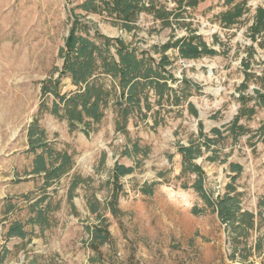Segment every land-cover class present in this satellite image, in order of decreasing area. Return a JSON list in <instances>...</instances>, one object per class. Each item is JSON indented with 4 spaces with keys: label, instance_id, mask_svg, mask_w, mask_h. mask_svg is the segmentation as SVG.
<instances>
[{
    "label": "rangeland",
    "instance_id": "rangeland-1",
    "mask_svg": "<svg viewBox=\"0 0 264 264\" xmlns=\"http://www.w3.org/2000/svg\"><path fill=\"white\" fill-rule=\"evenodd\" d=\"M82 1L0 0V257L4 247L9 249L0 264H23L34 258L35 264H243L228 259L231 252L228 230L217 214L192 213V207H202L203 201L193 189L181 187L194 176L175 178L182 159L177 144L188 145L190 139L198 137L199 121L203 122L204 132L212 137L213 128L228 134L226 126L239 108L237 88L244 79L241 60L252 44L247 28L252 24L256 8L264 7V0H250V12L231 28H224L216 20V15L228 8L225 0L203 1L188 22L210 44L217 35L221 45L215 48L222 54L184 60L174 50L168 52L174 59L172 71L176 77L186 75L199 87L193 88L189 96L198 109L197 118L184 103L168 108L169 112L162 110L155 126L152 117L140 120L133 116L128 132L121 133L115 130V114L110 108L101 122L92 125L89 135L82 129L70 131L66 120L50 113L55 97L43 96L41 90L42 81L58 77L63 64L60 49L69 33L72 14L84 13L76 7ZM83 21H90L104 35L120 37L141 50L165 43L171 34L177 37L187 34L183 27L175 31L163 28L148 14L140 15L132 32L121 29L105 13H90ZM254 45L257 53L251 59L252 72L264 75V52ZM75 89L69 78H62L61 93ZM254 89L264 93V87L253 78L247 93L254 95ZM42 103L44 110L40 111ZM36 118L46 130L50 144L73 155L74 168L48 189L53 208L59 203V208L51 212V227L27 225L31 236L6 240L10 222L26 221L29 216L25 197L31 195L33 202L41 194L42 177L26 175L34 157L27 152L28 128ZM241 123L251 129L250 134L236 142L227 137L213 146L219 150L218 160H206L212 155L206 152L196 162L204 168L206 188L214 197L223 194L230 182L229 164H242L243 172L236 180L242 192V206L255 213L261 209L264 213V206L258 207L264 200V131L258 130L264 125V106L257 107V113ZM134 143L141 151L147 149L148 154H135ZM126 147L131 150V157L122 154ZM116 162L134 166L135 171L119 181L121 191L114 214L109 204ZM159 172L165 173L163 179L158 177ZM76 174L85 181L76 189L72 206L67 193ZM153 181H162L156 185L154 195L142 194L140 187ZM97 199L99 215L105 219L111 241L95 251L89 245V229L99 224L100 216L91 213L88 207ZM9 202L16 207L6 215L5 206ZM260 231H264V224ZM259 232L252 231L250 242ZM262 260L253 259L252 264H262Z\"/></svg>",
    "mask_w": 264,
    "mask_h": 264
},
{
    "label": "trees",
    "instance_id": "trees-1",
    "mask_svg": "<svg viewBox=\"0 0 264 264\" xmlns=\"http://www.w3.org/2000/svg\"><path fill=\"white\" fill-rule=\"evenodd\" d=\"M205 0H83L76 7L84 13L72 14V24L65 39L64 46L60 49L63 64L58 77L42 81V95L51 94L55 97L50 113L60 120H66L70 131L82 129L86 135L92 131V125L101 122L106 111L112 109L115 114L116 132L127 133L129 120L137 116L140 120L154 119L153 126L159 124L161 111L169 112L170 107L187 104L188 111L198 117L199 112L189 96L193 88L199 87L186 75L176 77L172 71L174 59L168 52L174 50L178 57L184 60H196L203 57H212L222 52L215 48L221 40L214 35L213 42L208 43L204 37L192 29L188 19L192 12ZM250 0H225L228 8L216 15V20L224 28H231L238 24L243 16L250 12ZM90 13L106 14L114 19V24L121 29L132 32L137 28V21L141 14L151 15L155 21L161 23L163 28L177 27L186 29L187 34L177 37L171 34L169 40L163 44L152 45L151 50H141L124 39L111 38L104 35L96 24L84 22L83 18ZM247 34L252 44L246 48L247 56L241 60L244 70V79L238 86L239 108L236 116L226 126L224 131L220 128L211 130L212 136L203 130V122L199 121V133L196 139H190L188 145L178 143V153L181 155V170L175 177L177 180H186L181 184L183 189H193L203 201V206L194 205L192 213L202 216L207 212L217 214L221 223L228 230L231 252L228 259L243 264H252L253 259L262 258L264 264V213L261 209L257 213L244 209L242 206V192L236 185V180L243 172V165L237 162L229 164L230 182L225 186V192L212 195L206 188V172L196 162L206 152L212 155L205 159L216 161L219 159L217 146L221 140L231 137L234 142L243 135L250 134L251 129L241 123L242 119H251L257 113V107L264 106V93L261 89H254V95L247 93L250 81L254 78L264 87V75L252 72L251 59L257 53V47L264 52V7L258 6L253 16L252 24L247 28ZM62 78H70L75 90L61 93L59 91ZM176 85V86H175ZM253 102L252 105L250 103ZM47 110V108L45 107ZM44 110V103L40 111ZM264 131V125L259 127ZM250 136L249 138H251ZM28 153L33 154L31 170L26 175L42 177L40 193L31 202V195L25 199L29 203V216L26 221L14 220L6 228V240L18 237L25 239L31 236L26 229L27 225L40 228L51 227V212L59 208V203L53 208L52 196L48 190L54 184L72 171L74 168L73 155L68 150L56 149L47 139L46 130L41 128L36 118L28 128ZM135 154L142 152L144 156L148 150H140L137 143L133 144ZM124 155L132 156L129 147L123 151ZM172 158V155L169 156ZM226 159L223 160L225 162ZM134 166H127L116 162L111 180L114 185L110 200L112 213L117 212V203L122 177L132 174ZM158 177L163 179L164 172H159ZM85 181L80 175L70 182L67 200L72 203L77 195L76 189ZM162 181L144 183L140 192L153 196L156 185ZM55 192V189L53 190ZM264 206V200L258 207ZM15 204L7 203L5 214L15 209ZM91 213L100 214V202L97 199L94 205L89 204ZM100 216L99 224L90 230V247L98 249L111 241V233L104 226L105 219ZM252 231L259 232L256 239L250 242ZM31 239V238H30ZM29 239V240H30ZM0 262H3L9 253L7 247L3 248ZM93 261V258H90ZM35 258L28 263L35 264Z\"/></svg>",
    "mask_w": 264,
    "mask_h": 264
},
{
    "label": "crops",
    "instance_id": "crops-1",
    "mask_svg": "<svg viewBox=\"0 0 264 264\" xmlns=\"http://www.w3.org/2000/svg\"><path fill=\"white\" fill-rule=\"evenodd\" d=\"M70 79V78H69ZM31 170V169H30ZM181 170V169H180ZM180 173V172H179ZM22 239V238H21ZM26 239V238H25ZM24 240V239H23Z\"/></svg>",
    "mask_w": 264,
    "mask_h": 264
}]
</instances>
